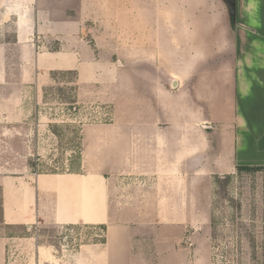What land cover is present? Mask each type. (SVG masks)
<instances>
[{
  "label": "crops",
  "instance_id": "crops-1",
  "mask_svg": "<svg viewBox=\"0 0 264 264\" xmlns=\"http://www.w3.org/2000/svg\"><path fill=\"white\" fill-rule=\"evenodd\" d=\"M6 21L11 27L2 29ZM0 27L5 34L0 38L2 219L22 229L0 237L9 264L210 262L208 249L193 251L194 221L187 203L178 201L179 186L171 178L187 177L188 167L197 161L194 155L214 150L222 141L231 146L233 167L255 157L264 160V0H235L234 9L226 0H0ZM125 32L132 36L125 40ZM30 58L35 73L27 77L23 72L32 66ZM125 63L138 80L143 108L153 104L159 113L164 94L176 104L179 98L195 97L194 90L202 98L190 99L194 106L183 105L182 113L205 106L202 85L211 72L222 75L219 92L231 97L233 116L216 127L208 118L181 123L157 115L141 122L147 134L141 132L139 138L168 147L162 131L178 125L173 156L167 157V148L148 157L143 148L144 155L138 156L130 145L122 170L105 172L81 159L74 171L34 174L27 159L33 146L32 94L55 81V73L71 74L79 95L101 93L113 105L114 118L115 98L107 91L119 81L115 65ZM162 73L176 80L174 89L158 81ZM119 124L108 125L114 129ZM163 162L185 165L181 170L162 168ZM124 182L125 189L119 185ZM38 224L82 227L88 236L65 252L62 242L47 241V253L56 259L51 263L39 259L45 244L33 234Z\"/></svg>",
  "mask_w": 264,
  "mask_h": 264
},
{
  "label": "rangeland",
  "instance_id": "rangeland-1",
  "mask_svg": "<svg viewBox=\"0 0 264 264\" xmlns=\"http://www.w3.org/2000/svg\"><path fill=\"white\" fill-rule=\"evenodd\" d=\"M8 26L11 27L6 21L2 29ZM1 35L0 38L5 34ZM131 36L125 32V40ZM211 58L210 61L213 60ZM30 60L32 66L26 67L23 72L27 77H32L35 73L33 59ZM208 67L215 69L216 65L209 62ZM131 71V67L126 63L124 66L115 65L113 73L119 81L108 86L107 91L113 93L115 98L114 118L111 113L113 105L109 104L101 93L91 94L92 92L87 90L83 92V96L79 95L71 74L55 73V81L32 94L29 105L33 108L30 115L33 146L27 159L32 163L34 174L44 171H74L80 169L81 159L88 165L97 164L105 172L122 170L125 169L126 150L129 152L130 145L131 150L138 156L144 155L143 148L147 150L144 155L146 157L153 156L151 151L159 152L166 148L167 157L173 156L174 150L178 148L175 143V138L179 135L178 125L162 131V134H166L163 139L170 141L168 147L154 146L153 140L144 143L139 138L141 132L147 134L141 122L151 120L157 115H161L163 119L168 116L181 123L198 117L208 118L216 127L219 121L233 116L230 110L233 103L231 97H221L223 92H219L221 90L218 81L222 79L219 73L214 76H211V72L206 73L210 79L208 84L205 83L206 86L202 85L205 87L203 91H207L203 97L205 106L200 104L201 107L196 106L191 112L184 114L181 110L183 105L194 106L190 99L196 102L202 98V93L194 90L195 97L189 95L182 97L185 100L179 98L176 104H173L176 101L173 102L164 94L159 104L161 112L157 113L153 104L147 105L146 108L139 105L138 80ZM206 74L202 76L206 78ZM112 122L121 125L112 129L108 125ZM210 130L213 132V129ZM226 133L228 134L227 131ZM212 136L215 137V133H211ZM226 139L228 141L227 136ZM194 142L197 144L198 138L195 137ZM230 149L231 146L224 141L220 145H214V150H209L210 152L203 149L198 155H194L197 161L194 166L188 167L190 170L187 177L171 178L172 182H177L179 186L176 195L178 201L187 203L188 217L194 221L193 251L209 250L210 262L204 259L203 264H256L252 255L254 241L260 244L263 240L259 246L264 253V160L259 157L242 160L237 166L253 168L239 169L237 166L233 167ZM249 151L250 147L247 146V152ZM167 164L163 162L162 168L168 166L166 168L175 167L174 169L181 170L185 165L182 162ZM191 170L199 174L193 175ZM163 182H166L164 178ZM119 185L125 189V182ZM20 230V227H5L0 224V237L18 233ZM33 234L38 241L45 244L44 249L42 248L45 252L39 254V259H47L51 263H56V259L49 257L47 241L62 242L65 245L62 251L65 252L83 243L88 236L82 227L64 226L49 229L41 228L39 224L34 226ZM98 234L101 232L98 231ZM0 264H9L8 257H3L1 246Z\"/></svg>",
  "mask_w": 264,
  "mask_h": 264
},
{
  "label": "trees",
  "instance_id": "trees-1",
  "mask_svg": "<svg viewBox=\"0 0 264 264\" xmlns=\"http://www.w3.org/2000/svg\"><path fill=\"white\" fill-rule=\"evenodd\" d=\"M239 169H242V168H253V167H248V166H237ZM0 224L5 226V227H8L7 225H5L3 223V219H2V206H1V200H0ZM263 242V240L260 241V244L259 242L257 241H254L253 242V249H252V255H253V259L255 260V263L256 264H264V253L262 251V247H260L259 245H261V243ZM260 248H259V247Z\"/></svg>",
  "mask_w": 264,
  "mask_h": 264
},
{
  "label": "water",
  "instance_id": "water-1",
  "mask_svg": "<svg viewBox=\"0 0 264 264\" xmlns=\"http://www.w3.org/2000/svg\"><path fill=\"white\" fill-rule=\"evenodd\" d=\"M232 9H234L235 0H226ZM158 81L165 85L170 89H174L176 87V80L172 79L169 75L162 73L161 76L158 78ZM204 128H212L210 125H203Z\"/></svg>",
  "mask_w": 264,
  "mask_h": 264
},
{
  "label": "built area",
  "instance_id": "built-area-1",
  "mask_svg": "<svg viewBox=\"0 0 264 264\" xmlns=\"http://www.w3.org/2000/svg\"><path fill=\"white\" fill-rule=\"evenodd\" d=\"M186 244L190 245V242H189V241H187V242H186Z\"/></svg>",
  "mask_w": 264,
  "mask_h": 264
}]
</instances>
